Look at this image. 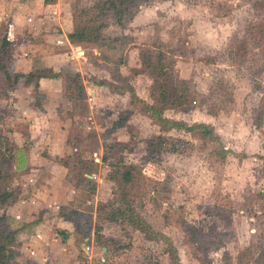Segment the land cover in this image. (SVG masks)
Masks as SVG:
<instances>
[{"label":"rangeland","instance_id":"rangeland-1","mask_svg":"<svg viewBox=\"0 0 264 264\" xmlns=\"http://www.w3.org/2000/svg\"><path fill=\"white\" fill-rule=\"evenodd\" d=\"M106 1L58 5L60 22L73 14L80 20L92 9L94 24L102 25L98 42L80 44L87 59L59 52L50 58L41 36L27 39V49H14L12 63L25 55L37 66L79 71L87 102L83 114L63 119L68 107L55 79L38 81L40 108L30 105L34 82L0 97V150L9 148L11 156L0 193H12L0 216L14 232V264H174L165 242L114 212L120 203H130L170 237L180 264H264V33L256 29L264 20V0H143L120 12ZM8 29L0 25V38ZM148 46L163 52L173 81L187 85L196 99L190 109H169L164 116L209 124L219 141L171 129L164 134L172 145L146 150L145 141L161 130L140 104L130 103L129 89L151 102L148 70L134 67ZM93 75L124 93L92 85ZM120 114L129 115L125 126L108 132ZM69 137L83 140L68 145ZM120 141L127 143L124 150L115 146ZM219 145L227 149L223 156ZM77 153L91 180L79 175L76 187V169L72 182L58 158ZM119 160L142 174L123 198L114 196L118 183L110 178ZM63 204L80 212L81 246L73 225L58 216ZM112 212L114 219L108 218Z\"/></svg>","mask_w":264,"mask_h":264},{"label":"trees","instance_id":"trees-1","mask_svg":"<svg viewBox=\"0 0 264 264\" xmlns=\"http://www.w3.org/2000/svg\"><path fill=\"white\" fill-rule=\"evenodd\" d=\"M138 1L143 0H107L106 3L110 4L115 11L120 12L123 8H126L129 4H134ZM148 1V0H144ZM84 10L81 19L72 15L73 27L72 30L67 34V38L70 43L74 45H80L83 43H96L100 37V29L102 27L101 24H94V18L90 16V11ZM256 29L258 34L261 36L264 33V20L260 21L256 24ZM260 36L255 37L257 39ZM261 43V41H260ZM262 44V43H261ZM15 49V40L10 39L7 34H3L0 38V97L8 98L9 91L13 90L18 84H21L23 88L30 87L31 83L34 82L33 88L36 90L33 91L32 94L35 98L32 102H30L33 107L39 106V87L38 81L43 78L49 79H57L60 81V91L59 96L61 100L65 101L68 109L63 114V119H74L77 114H83L82 109L86 107V92L84 87V76L79 72H70L64 70H53L50 67H37L29 70L27 73H22L18 71H14L11 69L13 53ZM153 49L148 46V48L142 49L139 56V63H136L135 71L140 73L144 70H148V74L152 79V87L150 91L151 102L147 100L141 99L132 88L130 91V103L131 104H140L141 110L145 115H147L151 120L159 125L161 133L154 134L149 139L145 141L146 150L147 149H158L162 147V145L168 143L172 145V140H169V137L164 133L171 130H183L188 132L189 134L197 135L200 137H207L212 141H219L218 136L213 134L212 126L206 124L204 122H193L192 124H188L187 122L176 120L174 118L164 116L163 112L169 109H176L178 111H184L190 109L196 99L190 93V89L187 85L179 84L174 82L170 72V66H168L164 62V54L161 50L157 54H154ZM91 82L94 85H105L108 86L111 91L117 93H124L125 88H118L114 86V83L99 79L95 76L91 77ZM40 108V106L38 107ZM129 115L128 114H120L119 118L115 120L109 129L108 132H112L115 129L125 126ZM214 135V137H212ZM70 138V137H69ZM67 139V143L73 144L76 142H82L79 138V141L76 140V137ZM176 141H182L181 138H176ZM1 143V142H0ZM126 142H116L115 146L124 150L126 147ZM9 148L5 150H0V179L7 178L9 173L4 172V165L10 163L11 156L8 154ZM217 152L223 156L227 153V149L218 146ZM79 153L71 156V154H67L63 158L59 156L58 163L60 165H64L66 170V177L71 179V175L75 173L72 171L76 169V174H74L75 179H77L74 183V186L80 185V177H86V172H82V160H80ZM6 163V164H5ZM3 165V166H2ZM72 165V166H71ZM114 171L110 173V178L115 180L118 183V190H115L114 196L122 198L125 195H129V185L133 187V182L135 180L141 181L142 174L137 165L133 163H126L123 160H119L118 163L114 166ZM86 179L91 180L86 177ZM11 192L4 190L0 193V207L1 206H9L8 197L11 195ZM260 195L264 196V190H261ZM116 200V198H114ZM116 208L112 207V210ZM120 211L121 214L126 218L130 225L137 227L142 232L148 234V238L154 240H162L165 242L166 247L165 250L170 254L172 261L174 264H180L179 257L177 254V250L173 245L170 237L166 234L154 230L152 226L146 222L141 215L132 208L130 203L123 204L120 203L117 207V210L114 212ZM112 212L108 218L114 219L116 215ZM79 210L74 208H68L67 206L59 205L58 206V216L65 221L70 222L73 225V237L77 241L76 245L81 246V242H78L79 233L82 231L78 223L76 222V216L79 214ZM6 214V213H5ZM4 214L0 216V264H14L19 261L18 251L14 250L10 244L14 239V232L7 228V226L3 223ZM97 230V229H96ZM21 264H37L32 260H26L25 262H21Z\"/></svg>","mask_w":264,"mask_h":264},{"label":"crops","instance_id":"crops-1","mask_svg":"<svg viewBox=\"0 0 264 264\" xmlns=\"http://www.w3.org/2000/svg\"><path fill=\"white\" fill-rule=\"evenodd\" d=\"M59 4L60 0H0V25L6 23L7 27L9 28L8 37L15 40V47L21 46L27 49V47L30 45H25L27 44V39H36L37 36H41L48 40L47 48L49 49L50 58L55 57L54 54L59 52L64 53L66 59L73 60L76 58L75 53H79L83 55L81 59L85 60L87 59L85 50L80 51L81 46L70 43L67 38V34L72 30L73 27L72 17H70L69 20L65 19L63 22L59 21V12L57 11ZM52 17H55L56 20H51ZM17 42L22 43L19 45ZM32 61H35L34 58H27L25 55L21 56L20 58H16V62L13 61L12 63V70L15 68L16 70L14 71L27 73L29 70L37 67H50L53 70L56 69L48 66L49 64L45 66H37V64L33 63ZM93 76L97 77L96 75ZM45 79L50 80L49 78H43L40 80ZM55 80L58 82L60 91V81L57 79ZM108 81H110V79ZM91 84L94 85L92 82ZM94 86L102 87L105 85ZM92 94H94V91ZM140 98L144 99L142 97ZM63 107L67 108V104H65ZM42 158L46 159L45 157ZM12 209V207L8 208V210Z\"/></svg>","mask_w":264,"mask_h":264}]
</instances>
